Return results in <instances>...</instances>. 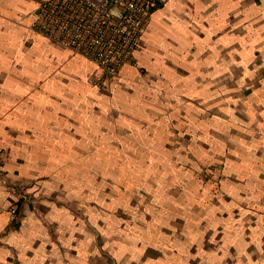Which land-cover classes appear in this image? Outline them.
<instances>
[{
  "label": "crops",
  "instance_id": "1",
  "mask_svg": "<svg viewBox=\"0 0 264 264\" xmlns=\"http://www.w3.org/2000/svg\"><path fill=\"white\" fill-rule=\"evenodd\" d=\"M39 1L0 0V264H264V0H163L107 88Z\"/></svg>",
  "mask_w": 264,
  "mask_h": 264
},
{
  "label": "built area",
  "instance_id": "2",
  "mask_svg": "<svg viewBox=\"0 0 264 264\" xmlns=\"http://www.w3.org/2000/svg\"><path fill=\"white\" fill-rule=\"evenodd\" d=\"M163 0H40L30 25L51 42L92 61L97 70L88 79L107 88L135 54ZM1 151V149H0ZM15 219L16 210L10 211Z\"/></svg>",
  "mask_w": 264,
  "mask_h": 264
},
{
  "label": "rangeland",
  "instance_id": "3",
  "mask_svg": "<svg viewBox=\"0 0 264 264\" xmlns=\"http://www.w3.org/2000/svg\"><path fill=\"white\" fill-rule=\"evenodd\" d=\"M147 30H148V28H147ZM147 30H146V32H147ZM209 170H210V169H206V168H204V169H203V173L206 174V173H208ZM204 179H206V177H204Z\"/></svg>",
  "mask_w": 264,
  "mask_h": 264
}]
</instances>
